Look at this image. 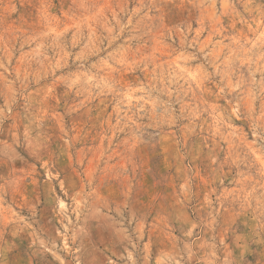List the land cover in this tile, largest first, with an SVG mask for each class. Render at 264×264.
<instances>
[{
    "label": "rangeland",
    "instance_id": "rangeland-1",
    "mask_svg": "<svg viewBox=\"0 0 264 264\" xmlns=\"http://www.w3.org/2000/svg\"><path fill=\"white\" fill-rule=\"evenodd\" d=\"M0 264H264V0H0Z\"/></svg>",
    "mask_w": 264,
    "mask_h": 264
}]
</instances>
